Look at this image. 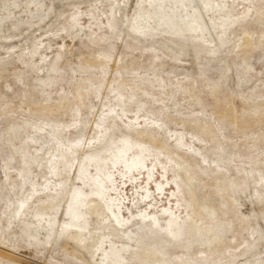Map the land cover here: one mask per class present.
Segmentation results:
<instances>
[{"label": "rangeland", "instance_id": "rangeland-1", "mask_svg": "<svg viewBox=\"0 0 264 264\" xmlns=\"http://www.w3.org/2000/svg\"><path fill=\"white\" fill-rule=\"evenodd\" d=\"M206 1L0 0V264H264V0L150 16Z\"/></svg>", "mask_w": 264, "mask_h": 264}, {"label": "bare ground", "instance_id": "bare-ground-1", "mask_svg": "<svg viewBox=\"0 0 264 264\" xmlns=\"http://www.w3.org/2000/svg\"><path fill=\"white\" fill-rule=\"evenodd\" d=\"M235 1L236 0H207L206 2H204L205 6H207V10L205 14H202V13L198 14L193 19L189 17L185 19H181L180 17L175 18L176 14L174 13L171 14L169 12L163 11L159 9L158 6H153L152 11L150 12V16L154 20H161L162 22H169L170 23L169 25H174L173 30H172L173 34H176V35L185 34L186 35V34L191 33L190 31L191 28L189 27L188 23L192 24V23L198 22V25L207 26L208 21H215V17H217L218 15H223V14H227V16L232 15L230 14L231 13L230 7ZM200 9H204V7L201 6ZM172 17H174V19H171ZM132 148L135 150L136 155L130 158L131 162L124 160V157H123L124 155H127L128 153L127 149H123L121 155L119 156L121 157L120 159L124 162V164L127 167L126 172L127 171L129 172L131 170H140L144 168L145 166L144 164L145 158H143V155H142V151H143L142 148L141 147H132ZM130 154L131 153H128V155ZM116 161H119V160H116ZM98 174L100 175L94 178V184H96V187L98 188L99 192L105 193L108 187L107 182L110 179L109 172L104 170L103 168H99ZM145 175H146V179H149L150 177L149 170L145 171ZM155 187L157 189H160V184L156 183Z\"/></svg>", "mask_w": 264, "mask_h": 264}]
</instances>
